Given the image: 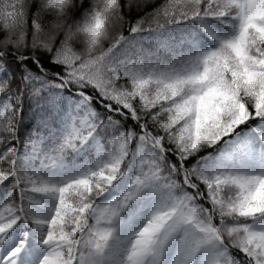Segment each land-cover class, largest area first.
<instances>
[{
  "label": "snow or ice",
  "instance_id": "obj_1",
  "mask_svg": "<svg viewBox=\"0 0 264 264\" xmlns=\"http://www.w3.org/2000/svg\"><path fill=\"white\" fill-rule=\"evenodd\" d=\"M0 264H264V0H0Z\"/></svg>",
  "mask_w": 264,
  "mask_h": 264
}]
</instances>
